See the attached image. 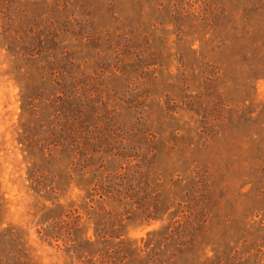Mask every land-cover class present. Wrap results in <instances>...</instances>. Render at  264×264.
<instances>
[{
	"label": "rangeland",
	"instance_id": "1",
	"mask_svg": "<svg viewBox=\"0 0 264 264\" xmlns=\"http://www.w3.org/2000/svg\"><path fill=\"white\" fill-rule=\"evenodd\" d=\"M0 264H264V0H0Z\"/></svg>",
	"mask_w": 264,
	"mask_h": 264
}]
</instances>
